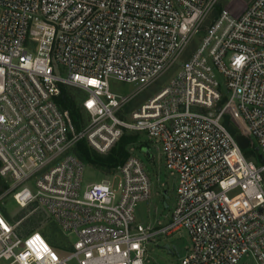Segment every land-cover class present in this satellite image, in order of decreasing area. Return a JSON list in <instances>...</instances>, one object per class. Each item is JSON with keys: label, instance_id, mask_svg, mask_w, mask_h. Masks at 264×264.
Wrapping results in <instances>:
<instances>
[{"label": "built area", "instance_id": "2783aa9c", "mask_svg": "<svg viewBox=\"0 0 264 264\" xmlns=\"http://www.w3.org/2000/svg\"><path fill=\"white\" fill-rule=\"evenodd\" d=\"M217 2L0 0V206L10 196L45 210L70 246L61 255L0 210V264H148V245L181 232L190 247L179 264H264V162L247 160L225 127L240 120L264 158V0L239 17L223 11L167 87L127 113ZM111 81L135 91L117 95ZM65 89L83 96L79 132L58 103ZM125 135L160 149L176 181L164 222L137 223L152 197L138 146L111 179L85 185L77 145L104 155Z\"/></svg>", "mask_w": 264, "mask_h": 264}, {"label": "rangeland", "instance_id": "374dc122", "mask_svg": "<svg viewBox=\"0 0 264 264\" xmlns=\"http://www.w3.org/2000/svg\"><path fill=\"white\" fill-rule=\"evenodd\" d=\"M255 0H218L215 4L210 16L205 20L203 26L200 28L199 33L190 41L185 51L179 57L177 64L165 75H163L155 84L150 86L144 93L137 96L127 107V113L133 112L144 104L147 100L154 97L159 91L167 87L170 80L178 72L181 63L187 61L194 51L199 46L202 36L215 21L223 11H229L234 17L241 16L245 10L254 2ZM111 90L117 95H132L135 91L134 87L129 84L120 83L117 81H111ZM69 95L74 98L73 104L76 109L80 108V103L83 100V96L77 94L75 91H68ZM71 113V112H69ZM81 130H83L87 124V117L81 113ZM232 127L236 129L239 134L245 135V127L238 119H233ZM74 128L75 124L72 119ZM79 130V131H81ZM76 132H79L75 129ZM132 137V136H127ZM145 143L144 137H139L137 140V145ZM87 149L89 150L93 158H105L112 150H115L119 147V143L108 153V154H99L93 150L86 142ZM255 146L251 142V147ZM130 146H127L125 150L128 152V157L130 155ZM159 149V147H158ZM75 153H78V148H75ZM152 160L148 161L147 157L143 155L140 151L138 157L143 162L145 169L150 177L152 184V197L149 201L141 203L136 209V220L138 224L149 225L155 224L158 221H166L167 215L172 211L175 199H176V181L172 179L164 166V159L162 153L156 150L154 147L152 149ZM258 155V154H257ZM247 160L257 163V156L251 151L244 154ZM127 157V159H128ZM117 173V169L106 171L100 167L91 166L86 163V172H85V185H92L99 183L106 179H111ZM120 183L119 179H116L114 185L118 187ZM6 185L5 182L0 178L1 193L4 191L3 188ZM168 192V198H163V193ZM165 204H167L168 209H166ZM1 212L8 218V220L14 224L18 221H21L20 233L29 234L31 232H39L44 235L49 241L50 245L55 248L61 255H65L69 251L68 241L61 235L57 230L52 220L46 214L45 210L39 209L37 207H29V209L20 210L16 207L13 200L8 196L4 205L0 206ZM166 216V217H164ZM166 246L176 248L177 254L174 256L168 254L164 249ZM190 247V241L185 232H181L177 235H174L169 238H163L154 243L148 245V264H179V259L184 257L187 253L188 248ZM242 264H255L251 259H245Z\"/></svg>", "mask_w": 264, "mask_h": 264}, {"label": "trees", "instance_id": "16d2710c", "mask_svg": "<svg viewBox=\"0 0 264 264\" xmlns=\"http://www.w3.org/2000/svg\"><path fill=\"white\" fill-rule=\"evenodd\" d=\"M68 91H71V90H67V89L63 90L62 96L58 100V103L60 104V106L63 110H67V111L71 112L70 115H71V118L73 119L76 130L79 131V130H81V125H80L81 124V118H82L81 117V110H80V108L76 109L74 107V104H73L74 98L69 95ZM127 136H132V137H127ZM138 139H139V136H136V135H125L121 139V141L119 142V144H120L119 147H117L115 150H112L110 155H108L107 157L102 158V159L101 158H93V156H91L89 150L87 149V145L85 144V142H80L77 145L78 153L76 155L80 158V160H82V162L85 165L87 163L91 166H95L97 168L100 167L102 169H105L106 171L115 170L119 166L123 165L125 163V161L127 160L128 152H127V150H125V148L127 146H130V149L132 147H137L135 145H137ZM137 148L141 151L142 149L149 148V147H148V145L143 143V144H139ZM249 151H251L253 154H255L257 156V162H258L259 161V151L257 150V147L253 146L252 148L243 151V153L245 154L246 152H249ZM3 186H4V184H3ZM1 187H0V191L2 189ZM3 188L7 189V185H5ZM46 240H47V238H46Z\"/></svg>", "mask_w": 264, "mask_h": 264}, {"label": "water", "instance_id": "95a60500", "mask_svg": "<svg viewBox=\"0 0 264 264\" xmlns=\"http://www.w3.org/2000/svg\"><path fill=\"white\" fill-rule=\"evenodd\" d=\"M225 127L229 130V132L231 133V135L235 137L236 142H237V144H238V146L240 147L241 150L245 151V150L250 149L251 142L249 141V139L246 136H244L243 134L242 135L239 134L231 126V124H230V117L229 116H226V118H225ZM141 153L147 157V160L148 161H151L152 160V154H151V151H150L149 148L142 149L141 150ZM259 160H260L261 163L264 162V158H263L262 155L259 156ZM163 198L164 199H167L168 198V192L167 191H165L163 193ZM165 207L167 208V205L166 204H165ZM164 249L168 252V254H170L172 256H174L176 254L175 248H171L170 246H166Z\"/></svg>", "mask_w": 264, "mask_h": 264}, {"label": "crops", "instance_id": "0c3cea01", "mask_svg": "<svg viewBox=\"0 0 264 264\" xmlns=\"http://www.w3.org/2000/svg\"><path fill=\"white\" fill-rule=\"evenodd\" d=\"M167 205V204H166ZM166 209H168V206H167V208ZM171 248H173V247H171ZM175 250H176V248H175ZM176 254H177V252H176ZM178 255V254H177Z\"/></svg>", "mask_w": 264, "mask_h": 264}]
</instances>
